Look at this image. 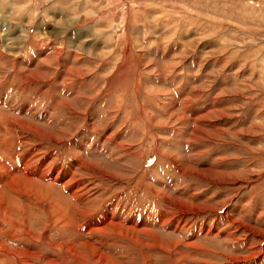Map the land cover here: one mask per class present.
Returning a JSON list of instances; mask_svg holds the SVG:
<instances>
[{"label": "rangeland", "instance_id": "obj_1", "mask_svg": "<svg viewBox=\"0 0 264 264\" xmlns=\"http://www.w3.org/2000/svg\"><path fill=\"white\" fill-rule=\"evenodd\" d=\"M16 3L0 264H264V0Z\"/></svg>", "mask_w": 264, "mask_h": 264}, {"label": "clouds", "instance_id": "obj_2", "mask_svg": "<svg viewBox=\"0 0 264 264\" xmlns=\"http://www.w3.org/2000/svg\"><path fill=\"white\" fill-rule=\"evenodd\" d=\"M9 7L12 9L11 13H9V15H8L9 24L10 25H19L21 23V19H20L19 14L17 13L16 0H0V16H3L5 11ZM52 7L55 8V7H57V5L55 3H52ZM77 19H78L77 16H71V17L62 16L60 19H56L55 25L57 27H60V26H63L66 21H72L73 23L68 24V27H71V26L75 25L74 22ZM8 31H9V28L6 27L3 32H0V36H3V37L6 36L8 34ZM23 34H24V28L21 30L19 35H23ZM9 39H15V37H12Z\"/></svg>", "mask_w": 264, "mask_h": 264}, {"label": "bare ground", "instance_id": "obj_3", "mask_svg": "<svg viewBox=\"0 0 264 264\" xmlns=\"http://www.w3.org/2000/svg\"><path fill=\"white\" fill-rule=\"evenodd\" d=\"M1 118V117H0ZM1 120V119H0ZM29 127H31L30 125H29ZM35 129V128H34ZM36 129H37V127H36ZM35 129V130H36ZM39 130H40V128H39ZM42 133H45L44 131H42ZM45 134H47V133H45ZM52 137H55V138H57V139H61V137L57 134H54ZM195 170V169H194ZM202 170V169H201ZM193 171V170H192ZM31 172V171H30ZM40 172V171H39ZM43 172V171H42ZM32 173V172H31ZM45 173V172H44ZM34 174V173H33ZM76 188V187H75ZM76 192V191H75ZM74 192V193H75ZM55 193V192H54ZM80 194V193H79ZM172 195V194H171ZM79 200L80 201H83L84 200V197H79ZM197 207H199L198 205H197ZM88 212V211H87ZM66 248V247H65ZM74 249V248H73Z\"/></svg>", "mask_w": 264, "mask_h": 264}]
</instances>
